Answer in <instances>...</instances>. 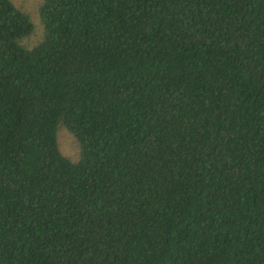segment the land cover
Segmentation results:
<instances>
[{
  "label": "trees",
  "instance_id": "obj_1",
  "mask_svg": "<svg viewBox=\"0 0 264 264\" xmlns=\"http://www.w3.org/2000/svg\"><path fill=\"white\" fill-rule=\"evenodd\" d=\"M38 15L0 0V264H264V0Z\"/></svg>",
  "mask_w": 264,
  "mask_h": 264
},
{
  "label": "rangeland",
  "instance_id": "obj_2",
  "mask_svg": "<svg viewBox=\"0 0 264 264\" xmlns=\"http://www.w3.org/2000/svg\"><path fill=\"white\" fill-rule=\"evenodd\" d=\"M41 1L42 0H12L15 6L29 15L33 25L32 32L21 42L25 46H32L38 43L42 38L43 28L38 15V6ZM57 139L59 141L60 151H62L65 156L67 155L70 159H73L75 148L72 145V138L66 131L62 130L58 133Z\"/></svg>",
  "mask_w": 264,
  "mask_h": 264
}]
</instances>
